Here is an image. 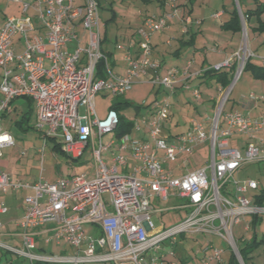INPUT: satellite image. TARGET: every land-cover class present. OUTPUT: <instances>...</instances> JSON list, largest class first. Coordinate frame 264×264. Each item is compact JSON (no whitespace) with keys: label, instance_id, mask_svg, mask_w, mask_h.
Masks as SVG:
<instances>
[{"label":"built area","instance_id":"1","mask_svg":"<svg viewBox=\"0 0 264 264\" xmlns=\"http://www.w3.org/2000/svg\"><path fill=\"white\" fill-rule=\"evenodd\" d=\"M6 1L18 5L20 15L6 17L0 24V159L2 150L14 144L13 136L1 127V117L15 99L28 98L35 104L36 128L44 142L54 139L71 162H79L90 148L94 171L91 175L83 172L58 178L52 183L39 177L33 184L15 186L32 192L25 198L24 215L18 222L20 247L0 243V249L29 264H179L169 258L171 252L146 254L157 251L166 240L175 243L180 235L202 233L225 241L243 264L232 228L245 217L264 215V205L253 202L248 195L257 190L258 183L252 179L240 181L235 174L248 164L264 160L262 141L249 142L264 131V118L226 113L223 108L245 63L254 58L248 46L245 44L230 59L211 67L219 71L235 62L228 88L221 89L215 100L217 111L209 125L190 119L186 132L162 135L169 121L170 104L157 99L147 114H137L132 132L119 138L114 150L116 141L103 144L102 137L113 136L119 114L113 109H108L104 117L96 114L95 97L99 92L123 96L140 78L166 94L189 89L191 61L161 77L160 62L151 59L150 37L163 31L170 19L180 17L177 0H166L170 12L143 20L137 32L142 39L136 46L120 47L126 63L120 76L112 75L101 48L96 0ZM237 11L243 28L245 21L240 9ZM180 19L187 32L192 19ZM78 26L87 35L84 48L76 32ZM15 36H20L24 47L19 54L12 48ZM72 42L77 45L69 51L67 46ZM100 62L104 63L105 79L95 77ZM192 95L195 100L201 99L197 91ZM249 101L257 102L258 98L250 94L244 103ZM134 134H146V138ZM236 136L248 140L242 149L231 146ZM205 143L210 160L206 167L185 172L184 160L173 168L164 167L193 155ZM39 152L42 158L43 148ZM104 153H109L108 160L102 157ZM130 162L134 164L130 166ZM9 187H13L10 177L0 171V194ZM152 197L182 200L178 208L186 211L184 219L158 231L150 220ZM4 213L6 209L0 204V214ZM45 224L53 225L52 240L56 245L64 244L74 252L52 255L36 251L34 230ZM85 225L94 228L92 235H86ZM202 252L200 264L222 260L221 250L207 247Z\"/></svg>","mask_w":264,"mask_h":264},{"label":"rangeland","instance_id":"2","mask_svg":"<svg viewBox=\"0 0 264 264\" xmlns=\"http://www.w3.org/2000/svg\"><path fill=\"white\" fill-rule=\"evenodd\" d=\"M98 3V14L100 19V33L102 39V50L110 54L108 58V65L111 72L118 73L124 71L126 63L122 57L120 47L128 46L127 40L133 36L135 42L142 39L137 32L142 27L143 17H160L163 12L160 1L162 0H96ZM180 14L179 18L170 19L168 27L163 31L154 33L150 37L152 45L151 59L156 55L153 53V44L158 45V53H160V60L162 67L159 75L164 77L166 72L173 68H182L188 61H192L193 69L198 68L201 64L208 69L209 62L203 56H207L210 48L219 50L227 55L226 59H230L234 49L248 46L253 52L254 57L250 63L264 67V34L253 35L251 26H257V14L250 16L249 20H245L242 30L233 38L230 33L220 32L219 27H214L210 18L216 16L217 11H223V4L228 11L236 8L245 12L246 6L250 9H255L256 4L254 0H178ZM261 6L264 0H259ZM260 4V3H259ZM5 5V4H4ZM184 10L191 11L190 14L185 13ZM166 12H170V8H165ZM6 16H17L19 14V6L13 3L5 8ZM184 14L186 16H184ZM182 17H191L193 20L194 39L191 40L190 34L185 32L184 26L181 24ZM261 19H264V13L260 14ZM206 22L205 26L199 31V24ZM211 24V25H210ZM170 25V27H169ZM198 26V27H197ZM209 26V27H208ZM169 28V29H168ZM189 28V26H188ZM80 35L82 33L79 32ZM218 34V35H217ZM220 36V37H219ZM20 36L14 37V43ZM171 40L170 45H166L165 41ZM87 43V35L82 38L81 48H84ZM218 43V44H215ZM218 45V47L216 46ZM75 46H70L72 51ZM16 51L22 52L18 48ZM17 53V52H16ZM1 73L2 70L0 69ZM231 73L229 69H226ZM192 72V71H191ZM0 73V76H1ZM234 73V72H233ZM230 74H228L229 76ZM146 80L140 78L135 81L132 89L120 97H113L108 92H99L95 97L96 114L99 117H104L111 106H116L119 103H128L124 105L120 114L124 117L126 122H134L137 113L147 114L149 108L157 99L160 101H167L170 104L168 113L173 114L174 120L178 125L167 130H161L162 135H174L177 133H184L188 128L190 119L197 121H204L209 125L213 116L217 111V104L212 106V102L207 103L206 98L216 100L219 96V91H225L228 86L223 87L214 80H207V84H200V79L195 78L192 85L189 84V91L178 94H166L164 91L156 89L145 82ZM199 92L201 100H195L193 92ZM250 94H255L258 98L257 102H252L249 109L244 107V102L249 99ZM263 100V101H261ZM205 104V105H204ZM264 80L255 79L251 76L250 70L242 71L238 81L235 83L230 98L224 108V112H229L231 108L243 116L256 118L264 112ZM149 105V107H147ZM204 105V107H203ZM138 107V111H136ZM12 109V110H11ZM11 113H9L2 124V129L10 133L14 138L12 147H7L2 150V158L0 160V171L10 177L13 187L7 189L5 197L1 198V203L6 209V213L1 215V225L13 226L15 221L19 220L23 210L26 207L25 198L31 196L30 190H25L20 187H15L18 184H33L39 180V177L46 183H52L58 178H66L67 176L79 175L86 172L91 175L94 171V160L92 158L90 148H87L79 162H71L67 159L62 151L54 149V144L50 140H45L36 126V109L35 104L28 102L25 99H17L13 106H11ZM80 114H83V109L80 108ZM222 115L221 122L224 119ZM262 119V117H259ZM223 126V124H222ZM146 138V134L134 135V137ZM111 140L115 142L113 149L118 147L117 140L111 135L102 137V143L107 144ZM208 143L197 147L191 156L181 157L175 163H166L165 168L175 167L185 162V172H191L195 169L206 167L209 160ZM97 146V142H95ZM43 148V157L39 150ZM113 150V151H114ZM161 155L162 152H159ZM102 157L108 160L109 153L102 154ZM41 171V173H40ZM235 178L240 181L253 180L258 183V188L254 193L259 194L264 191V161L248 164L244 166ZM106 197V195H104ZM150 220L154 227L159 230H166L178 223H180L186 214L182 208H178L183 201L170 197L167 201H162L159 197H152L151 200ZM262 204L264 205V194ZM261 222L256 225L255 234L256 242L252 246V251L245 258L243 264H264V215L259 217ZM18 219V220H17ZM245 224L241 226H234L233 235L238 247H243V243H239L242 238L247 242L254 239L253 227L244 231ZM84 231L86 235H92L90 226L85 225ZM185 239L180 240L178 236L174 242L171 239L164 241L157 251L149 250L147 256L155 254H165L171 252L169 258L176 263L186 261L185 264H200L203 257L202 250L207 247L218 249L223 252L221 264H227L228 256L232 251L228 248L225 241L217 236L210 234L194 233L184 235ZM240 239H239V238ZM47 249V248H45ZM239 252V251H238ZM238 257L240 254L238 253ZM241 259V258H240ZM242 260V259H241ZM237 264H240L237 259ZM0 264H29L28 261L17 255L7 253L0 249ZM39 264V263H35ZM180 264V263H179Z\"/></svg>","mask_w":264,"mask_h":264},{"label":"crops","instance_id":"3","mask_svg":"<svg viewBox=\"0 0 264 264\" xmlns=\"http://www.w3.org/2000/svg\"><path fill=\"white\" fill-rule=\"evenodd\" d=\"M255 1V3H257L256 4V6L260 3L261 4V2L259 1V0H254ZM178 0H177V6H178ZM5 4V5H4ZM9 5V3H7V1L6 0H0V24L4 21V19L6 18V17H9V16H6L5 15V13H4V11H5V8L7 7ZM161 8H162V10H163V12L161 13V14H163V13H165L166 11H165V8H168V6L166 5V0H165V5H163V3L161 2ZM179 5H181L182 6V4H179ZM223 6V11H217L216 12V16L214 17V18H210L211 20L210 21H212L213 23H215L214 25H213V28L214 27H219L218 29H219V31L220 32H225V33H230L231 34V36H232V42L234 43V37L236 36V34L237 33H239V32H232V31H226V30H224L223 29V24L226 22V21H228L229 20V18H230V13L233 11V9L230 11H228L227 9H225L226 7H225V5L223 4L222 5ZM246 10H254V9H250V8H248L247 6H246ZM184 12L186 13V12H188L189 14H190V10L189 11H187V10H184ZM180 14H182V12L180 13ZM14 16V15H13ZM142 17H143V19H144V17L145 16H147V15H141ZM191 18V17H190ZM261 18V17H260ZM174 20H175V18H173ZM193 20H194V18H192ZM193 20H192V23L190 24V26H189V28H188V33L190 34V37H191V40H193L194 39V37H195V35L193 34L194 32V28H193ZM205 23L206 22H201V24H199V27H200V29H199V31L202 29V27L204 28V27H207V26H205ZM211 25V24H210ZM168 27V26H167ZM166 27V28H167ZM169 27H170V25H169ZM198 27V26H197ZM209 27V26H208ZM254 27H256V26H251V27H249V29L251 28L252 29V31H251V33H253V35L255 36V35H262V34H264V33H258V32H256V31H254L253 30V28ZM169 29V28H168ZM82 31V33H81V35H80V33L79 32H81ZM76 32H77V34H78V36H79V38H84L85 37V32L83 31V29L80 27V26H78L77 27V29H76ZM218 35V34H217ZM220 37V36H219ZM18 40H16V42L14 43V39H13V41H12V45H13V49H14V52L16 53V54H19V53H21V52H18V51H16L18 48H20L21 50L24 48L23 46H22V42H21V40H20V38H17ZM127 43L128 44H132L133 46H135V41H134V39H133V36H131L128 40H127ZM81 44H82V41H81ZM165 44L166 45H170L171 44V40L169 39V41H165ZM215 44H218V43H215ZM76 45H77V43L76 42H72V43H70V44H68V46H67V49L69 50V47L71 46H75L76 47ZM217 47H218V45H216ZM74 47V48H75ZM153 47H154V50H153V53L154 54H156V55H154L153 56V59H156L158 62H161V60H160V53H158V51H157V49H158V45L156 44V43H154L153 44ZM212 49H214V48H210V52L211 51H213ZM70 51V50H69ZM234 52H236V49H234V51L232 52L233 54H234ZM226 57H227V55L226 54H224L223 52H221V51H219V50H217V51H213V52H211L209 55H208V57L207 56H203V58L207 61V62H209V67H212V66H215V65H218V64H221L222 62H224V60H226ZM255 58V57H254ZM253 59V58H252ZM192 62V61H191ZM195 64H193L192 63V65H191V69H190V71H192V75H193V77H192V79H190L188 82H189V84L190 85H192V82H194L193 80L195 79V78H198L199 79V77H201V75H202V73H203V70H205V68H204V65L203 64H201L198 68H196V69H193V66H194ZM161 66H162V64H161ZM184 66V65H183ZM112 71V70H111ZM110 71V72H111ZM0 73H1V71H0ZM112 73V75L113 76H120L122 73H123V71H121V72H116V73H113V72H111ZM107 76V75H106ZM0 79H1V76H0ZM180 85L181 84H178V87H180ZM190 89V88H189ZM189 89L188 90H186V91H177L176 92V94L178 95H180L181 93H184V92H188L189 91ZM18 99H25V98H18ZM17 99H15L13 102H12V104H10V107H9V110L6 112V114L3 116V117H1L2 118V121H1V127H2V124H3V122H4V120H5V117L9 114V113H11L12 111V109H11V106H13V104H14V102L16 101ZM27 100V99H26ZM25 100V101H26ZM201 100V99H200ZM206 100H207V103H211V100H212V98H206ZM28 102H31V103H33L32 101H30V100H27ZM261 101H263V100H261ZM252 102L251 101H249V102H247V103H244V107L245 108H247V109H249L248 107H250V104H251ZM227 104V103H226ZM205 105V104H204ZM204 105H203V107H204ZM264 105V104H263ZM226 106V105H225ZM225 108V107H224ZM223 108V109H224ZM263 108H264V106H263ZM11 109V110H10ZM231 111H234L232 108H231V110L229 111V112H231ZM259 117H262V118H264V112L263 113H261V115L260 116H258V117H256V118H254V119H261V118H259ZM252 118V117H251ZM167 125V128H168V130H170V128H172V127H174V126H177L178 125V123H177V121H175L174 120V116H173V114H171V116H170V118H169V121H168V123L166 124ZM3 128V127H2ZM170 132V131H169ZM134 135H136V134H134ZM142 137V136H141ZM262 141V146L264 147V131H262V132H259L258 134H256L255 136H254V138L252 139V140H249V142H256V141ZM246 142H248V140L245 138V137H241V136H236V137H233L232 138V140H231V146L232 147H236V148H238V149H242L244 146H245V143ZM1 160V159H0ZM264 160H262V161H260V162H263ZM134 163L133 162H130L129 163V165L130 166H132ZM238 173V172H237ZM236 173V174H237ZM236 174H235V176H236ZM255 191H249L248 192V195H249V197L252 199V201H254V198H253V196L256 194V193H254ZM6 193H7V190L6 191H4V192H1V194H0V204H2L1 203V198L2 197H5L6 196ZM32 195V194H31ZM24 211H25V209L23 210V212H22V214H21V216L19 217V220L18 221H15V223H14V225L13 226H4V225H1V215H3V214H0V243H5V244H8V245H11V246H14V247H20V228L18 227V222L22 219V217H23V215H24ZM259 222H261V219L260 218H258V220L253 224L252 223V218L251 217H245L243 220H241L240 222H238L236 225H234V226H241V224L242 225H244L245 224V227H244V231H247V230H249V227H253V233H254V239H256V234H255V228H256V225L259 223ZM234 226H233V228H234ZM91 228V230H92V233L95 231L94 230V228L93 227H90ZM233 228H232V235H233ZM53 225L52 224H45V226H42V227H39V228H37V229H35L34 231H35V244H36V251H38V252H40V253H45V254H52V255H62V254H71V253H73L74 251H73V249L72 248H70V247H68V246H66V245H64V244H60V245H56L55 243H54V241L52 240V234H53ZM233 238H234V235H233ZM239 238V237H238ZM240 239V238H239ZM236 240V239H235ZM177 241V240H176ZM237 243V242H236ZM239 243H243V245H245V243H247V241H245L244 239H240L239 240ZM175 244V243H174ZM45 248H47V249H45ZM166 254V253H165ZM222 257H223V255H222ZM185 262L186 261H180L179 263L180 264H185ZM221 262H222V260H221ZM221 262H213V263H211V264H221Z\"/></svg>","mask_w":264,"mask_h":264},{"label":"trees","instance_id":"4","mask_svg":"<svg viewBox=\"0 0 264 264\" xmlns=\"http://www.w3.org/2000/svg\"><path fill=\"white\" fill-rule=\"evenodd\" d=\"M161 2L163 3V5H165V0L160 1V3ZM237 2L239 3V0H237ZM180 6L181 5H178L177 7L179 8ZM263 13H264V4H263V6H261V4H258L254 10H245V12L241 11V15H242L244 21L245 20H249L250 16H252L253 14H257V17H258L257 23L258 24H257L256 27L253 28V30L258 32V33H264V19L262 20L260 18V14H263ZM184 16H186V15L184 14ZM145 18H147V16H145L144 19ZM222 27H223L224 30L232 31V32H240L242 30L241 20H240V17H239V14H238V11H237L236 8H234L233 11L230 13L229 20L226 21L223 24ZM187 33H188V31H187ZM136 44H135V46H136ZM101 48H102V39H101ZM105 54H106L107 57H110V54H108V53H105ZM250 61H251V59L247 60L243 70L244 71L250 70L251 76L253 78L259 79V80H264V67H261V66H258V65H256V66L252 65L250 63ZM160 65H161V62H160ZM234 66H235V62L233 63V65H231L230 68H227V69H229V71L231 73H228L226 71V68H222L219 71H216V70L212 69L211 67H208V69L205 68V70H203V73H202L201 77H199V79L202 81V82H200L199 85H201L202 83L203 84H207V82H206L207 80H214V81H216L217 83H219L223 87L228 86L230 81H231V79H232L233 72L235 71V67ZM228 74H230V75L228 76ZM95 77L96 78H103V79L107 78V76L105 74V68H104V63L103 62H100L97 65V71H96ZM157 91H159V90L156 89V92ZM26 99L29 100L28 98H26ZM211 102L213 103L212 106H215V100L212 99ZM127 104L128 103H125V104L119 103L116 106H111L109 108V109L115 110L119 114V125L115 129L114 134H113V137L116 140L121 138L124 134H130L132 132V122H126L124 117L122 116V114H120V112H119L120 110H122L124 105H127ZM147 107H149V105H147ZM135 109H136V111H138L139 108L136 107ZM170 116H171V114H170ZM170 116H169V118H170ZM165 130L169 131L167 127L165 128ZM49 140L52 141L53 143H55L54 144V149L62 151L60 145L57 142H55L54 139H49ZM263 194H264V191H262L259 194H255L253 196V198H254L253 202H255L257 204H262ZM257 220H258V218L254 217L252 219V223L254 224ZM179 237H180V240L185 239L184 235H180ZM255 243H257L256 239H253V241L247 242V243H245V245L243 247H239L238 248V251H239V254H240V258L242 259V261L245 258H248V255L252 251V246L255 245ZM227 264H237L236 258H235L233 253H231L228 256Z\"/></svg>","mask_w":264,"mask_h":264}]
</instances>
